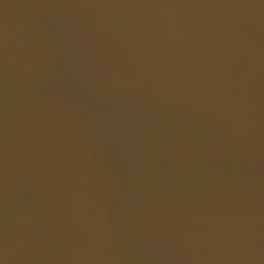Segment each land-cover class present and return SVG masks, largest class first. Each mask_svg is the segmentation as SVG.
<instances>
[{
  "label": "water",
  "instance_id": "1",
  "mask_svg": "<svg viewBox=\"0 0 264 264\" xmlns=\"http://www.w3.org/2000/svg\"><path fill=\"white\" fill-rule=\"evenodd\" d=\"M0 264H264V0H0Z\"/></svg>",
  "mask_w": 264,
  "mask_h": 264
}]
</instances>
